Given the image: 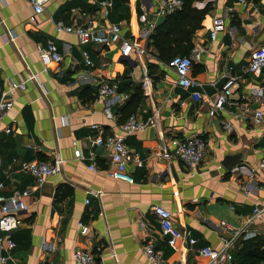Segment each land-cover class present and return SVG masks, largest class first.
<instances>
[{
  "label": "crops",
  "instance_id": "0c3cea01",
  "mask_svg": "<svg viewBox=\"0 0 264 264\" xmlns=\"http://www.w3.org/2000/svg\"><path fill=\"white\" fill-rule=\"evenodd\" d=\"M141 4L142 0H114L105 22L120 23L124 33L138 36ZM158 5L155 1L150 16L155 17ZM207 5L210 10L193 36V48H205L191 72L202 84L203 97L195 100L191 90L176 84L175 72L156 60L150 42L146 56L136 59L122 56L116 45H82L75 35L56 31L58 21L82 23L80 12L95 13L98 0H50L36 21L27 0L0 1V36L8 41L0 39V97L9 93L14 100L5 118L13 131L0 134V196L8 197L15 190L30 192L26 209L17 213L19 225L11 235L16 243L11 251L14 259L7 264H75L76 249L93 252L100 264H154L144 252L148 242L168 264H208L209 258L198 249H220L234 230L246 226L255 205L264 203L260 168L264 125L252 122L253 111L264 110V73L254 76L244 70L253 50L264 44V0L193 3L197 9ZM215 17H222L226 27L212 40ZM157 19L158 26L166 17ZM48 39L55 41L63 60L45 68L37 48ZM83 51H88L92 66L85 64ZM148 63L160 67L154 77L148 74ZM226 72L237 80L232 99L244 95L247 99L241 107L227 105L211 117L210 104L226 83ZM30 74H37V79L30 80ZM105 80L117 84L115 96L97 95L99 83ZM13 82H25L26 89L10 91ZM135 86L142 89L143 97L134 114L143 123L154 122L125 139L129 150L143 161L142 166L127 165L134 178L129 183L108 175L114 168L111 149L89 147L87 140L98 134H121L120 127L129 117L124 108ZM259 89L261 98L256 96ZM192 135L203 136L208 144L199 168L189 169L175 156L156 155L162 141L172 153L177 140ZM75 140L83 149L81 159L74 156ZM57 156L64 160L62 171L40 186L21 168L24 161ZM60 185L68 195L58 201ZM155 206L168 209L196 244L192 247L185 237L171 246L161 234ZM79 223L90 227L89 235L81 234ZM246 234L264 237V215L246 226L232 262L239 259L237 249ZM43 242L53 248L44 249Z\"/></svg>",
  "mask_w": 264,
  "mask_h": 264
},
{
  "label": "built area",
  "instance_id": "2783aa9c",
  "mask_svg": "<svg viewBox=\"0 0 264 264\" xmlns=\"http://www.w3.org/2000/svg\"><path fill=\"white\" fill-rule=\"evenodd\" d=\"M5 1V0H0ZM34 10L33 21H36V15L44 11L45 5L50 0H27ZM159 1V5L154 11V16H150V12L154 7V2ZM184 5V0H142L141 13L138 15V20L142 23L140 34L138 36L129 35L123 32L120 23H106L105 20L111 13L114 6V0H98V7L95 13L80 12L84 21L82 23L75 22L67 25L63 21H58L55 24L57 32H65L73 34L77 37L80 44L85 45L89 43L97 44L103 47H111L116 45L119 47L121 55L124 57H135L142 59L148 52V45L150 35L154 32L158 24V19L167 17L181 10ZM157 19V20H156ZM225 20L222 17H215L210 27V36L215 40L217 35L225 29ZM11 37H14L11 34ZM0 39L7 43V38L4 35ZM205 48L195 46L188 55H177L172 57L165 66L173 70L177 76L176 84L186 90H191V95L195 100L202 99L203 95L200 90L201 83L191 77L193 66L198 63ZM40 59L46 68L51 63H60L63 56L60 53L57 44L54 40L48 39L46 45H39L37 48ZM85 64L92 66L88 51H83ZM233 68H230V70ZM245 72L254 76H260L264 73V44L256 47L251 53L250 59L245 66ZM144 73L147 74V69L144 66ZM37 74H30V80H36ZM226 83L215 94L209 108V115L216 116L225 110L227 105L241 107L242 100L247 99L246 96H241L240 99H232L234 93L233 86L236 83V77L231 73L226 72ZM26 89L25 82H13L10 91ZM118 86L116 83L109 81H101L96 89L98 96H115L117 94ZM3 94L0 97V134L12 133L11 126L5 124V118L10 109L14 105V100ZM263 92L261 89L257 90V98H261ZM154 121L149 120L148 123L141 122L136 114H131L127 120L121 125L120 135H110L103 137L102 134L88 138L89 147L103 145L111 149V160L114 168L108 172L110 177L119 181L129 183L134 182L133 176L127 171V165L136 162L138 166L143 165V161L135 154H133L126 145L125 139L131 133L141 130ZM252 122L256 126L264 125V110L256 108L253 111ZM96 127V126H93ZM74 156L77 159L83 158V149L78 147V142L73 141ZM208 144L207 140L200 135H192L175 142L173 152H169L165 142L159 145L156 155L170 159L172 156L178 158L184 166L189 169L199 168L207 156ZM64 160L61 157H56L54 160H31L21 163V168L30 173L37 185H42L48 177L58 174L62 171ZM260 168L264 171V156L260 162ZM94 170V166H90ZM2 189V184H0ZM264 190V183L261 186ZM30 194L28 190H15L12 195L6 197L0 196V264H7L13 261L11 251L15 248L16 243L12 238V234L17 230L19 219L17 213L26 209L25 198ZM178 193L175 192V195ZM154 213L158 218L161 227V234L167 239L171 246H177L179 240L187 237L190 245L193 247L196 244V239L190 236L189 232H183L180 227L176 225L173 220V214L162 206H155ZM264 215V203L256 204L253 210V216L250 217L246 226L250 224L255 217ZM246 226L239 230H234L232 237L224 239L223 245L220 249H215L211 246H204L198 249L199 254L208 257V264H231L233 260V252L237 248L238 242L242 235L246 233ZM80 232L83 235H89L91 232L87 224L79 223ZM44 249H52L53 247L43 242ZM146 257L154 264H168L162 257L161 253L155 251L153 244L148 242L144 246ZM75 264H100L93 252L83 249H76L74 251ZM23 264V263H21ZM264 264V263H263Z\"/></svg>",
  "mask_w": 264,
  "mask_h": 264
},
{
  "label": "trees",
  "instance_id": "16d2710c",
  "mask_svg": "<svg viewBox=\"0 0 264 264\" xmlns=\"http://www.w3.org/2000/svg\"><path fill=\"white\" fill-rule=\"evenodd\" d=\"M196 0H184L183 8L176 13L169 15L159 24L149 37L150 45L157 51L155 58L161 63H167L177 55H188L193 48V36L202 25L204 16L210 10L207 5L204 9H197L193 6ZM148 74L154 77L160 71L155 63H148ZM143 91L135 86L126 104L127 115L130 116L138 107ZM64 185L58 187L56 198L61 201L68 193L62 190ZM236 262L231 264H263L264 263V237L261 235L246 234L237 249Z\"/></svg>",
  "mask_w": 264,
  "mask_h": 264
},
{
  "label": "water",
  "instance_id": "95a60500",
  "mask_svg": "<svg viewBox=\"0 0 264 264\" xmlns=\"http://www.w3.org/2000/svg\"><path fill=\"white\" fill-rule=\"evenodd\" d=\"M147 45H148V42H146V47H147Z\"/></svg>",
  "mask_w": 264,
  "mask_h": 264
},
{
  "label": "rangeland",
  "instance_id": "374dc122",
  "mask_svg": "<svg viewBox=\"0 0 264 264\" xmlns=\"http://www.w3.org/2000/svg\"><path fill=\"white\" fill-rule=\"evenodd\" d=\"M134 56V55H133ZM149 57H150V55H149ZM159 73V72H158ZM158 73H156V74H158Z\"/></svg>",
  "mask_w": 264,
  "mask_h": 264
}]
</instances>
